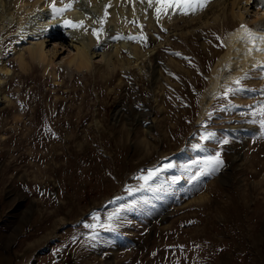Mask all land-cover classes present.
<instances>
[{
    "label": "rangeland",
    "instance_id": "rangeland-1",
    "mask_svg": "<svg viewBox=\"0 0 264 264\" xmlns=\"http://www.w3.org/2000/svg\"><path fill=\"white\" fill-rule=\"evenodd\" d=\"M109 1L99 14L82 7L75 28L102 29L103 54L79 71L65 37L44 38L53 68L29 57L43 32L24 34L33 17L19 22L16 1L11 20L0 17V264H264V63L199 117L239 22L230 7L264 22L262 0H208L187 15L157 13L156 0L106 11ZM27 2L36 7L22 15L67 4ZM69 16L56 20L76 24ZM217 152L221 163H210Z\"/></svg>",
    "mask_w": 264,
    "mask_h": 264
},
{
    "label": "bare ground",
    "instance_id": "bare-ground-1",
    "mask_svg": "<svg viewBox=\"0 0 264 264\" xmlns=\"http://www.w3.org/2000/svg\"><path fill=\"white\" fill-rule=\"evenodd\" d=\"M10 1L11 2L16 1V3L19 4L18 6L19 9L16 6L17 8L16 16L18 18L22 17L19 20V22L22 21L24 17H33V19L30 18L31 19V21H29V23H31L30 25L25 24L26 27L25 29L22 30L24 31V34L28 33V34H33L35 36L39 30L43 32L41 39H39L38 37L35 40V42L29 45L28 53L31 59L38 60L40 62H45L44 69L46 71L49 70L51 67L52 68L54 67V60L51 56L50 58L47 57L45 53L44 46H43L45 37H49V36L65 37V40L68 43H70L73 47V52L68 54L65 57L66 63L69 66L74 67V69L78 71L83 70V69H89L93 64V59H94L93 56L97 54H103L100 51H99L100 53H97V51L95 50L96 43H97L96 40L98 39V37H101L98 34L101 35L103 33L102 29L101 31L100 29L96 30L97 35H93L92 37L91 36L87 37V35H85V32L82 31L81 28L76 29L75 27L64 25L65 20L63 21L56 20V16L58 14L63 15V16L71 15L68 18H70L71 20V17H72L77 22L76 24H78L79 22L83 21L82 19L83 16L85 18V14L81 12L82 7L84 6H86L87 8L89 7L88 9L89 11L93 10L98 13L101 9L102 0H89V4H86L88 0H54V2L56 1L58 4L63 3V1L64 3L65 2L67 4L69 3L68 5H71V7L65 8L64 6L63 8H61V9H64L61 12H55L53 8L51 7V9L48 10V12L47 11L44 12L42 10H36L34 11L33 14H30V15H22L25 13L26 10L31 11L34 7H36V6L31 7V4L27 2L28 0H10ZM92 1H94V3H92ZM128 1L129 0H110L109 1L110 6L108 5L106 7V11H117L118 8H119L118 11H122L125 8L124 6L119 5V4L125 3V2L129 3ZM231 1H232L231 4L232 5L235 4L236 6L238 5V3L243 4V3L251 2V0H231ZM255 2L258 3L259 0H256ZM259 3L264 5V0L260 1ZM7 4H8V0H0V9L5 8V10L1 13L0 17H2L1 19L7 20L9 22L12 18L11 16L12 13H10L9 11H6V6H8ZM130 4L133 6L135 10L137 9V6H138L137 4L139 3H137L136 0H132ZM117 5H118V8H117ZM77 6H79L78 10H76ZM127 8L130 9L131 7L129 6ZM141 8H144V6H141ZM230 9L233 15L236 16L237 19H239V22L237 21L238 22L237 26L233 28L232 30H230L224 37L225 42H226V48H224V51L222 52L221 56L216 60L213 66V69H212V72L209 78V82H210L209 85L200 95L201 102H200V109H199L200 111L199 117H202L204 113L206 112L205 110L208 107L209 103L211 102L212 98L214 97L213 95L218 90L222 89L225 86V84L230 82L231 79H233L236 76H239L240 73H243L249 69H252L256 65H262L264 63V43H262L260 39L258 38L260 36H264V22L259 21V20H253V19L252 21L245 20L243 19V13L241 11H237V12L234 11L233 6H231ZM18 13H21V14L19 15ZM119 14L117 13L116 15L111 12L112 17L113 16L119 17ZM93 20L94 22L97 21V19H93ZM241 25H244L245 27L242 28ZM248 31H250L254 36L257 37V39L254 42L249 41L248 36H247ZM94 36H96L97 39L94 40L95 38ZM119 43L115 44L114 46L115 48L113 52L117 53L118 49H120L118 47H120L121 44L123 45L127 44L128 41L122 39V41H120ZM134 54H136L135 51H134ZM107 57L108 59L112 58L111 60H113L114 56L112 57L107 56ZM137 59H138V56L136 55L132 56V58L131 56L128 57V61L133 62V63H136ZM26 62H27L26 59L22 58V55H21V57H19V64H20L19 67L20 66L24 67L27 64ZM120 62H121V59H120ZM3 70L7 71L9 69L8 67L7 68L3 67Z\"/></svg>",
    "mask_w": 264,
    "mask_h": 264
},
{
    "label": "snow or ice",
    "instance_id": "snow-or-ice-1",
    "mask_svg": "<svg viewBox=\"0 0 264 264\" xmlns=\"http://www.w3.org/2000/svg\"><path fill=\"white\" fill-rule=\"evenodd\" d=\"M208 0H156V4L158 5L156 11L157 13L163 12L166 9L169 8H177L182 14L187 15L189 13H195L196 11L202 10L204 6L207 4ZM53 10L55 12H61L64 9H57L55 5H52ZM71 5H65V8H69ZM66 24H69L71 27H78V24H73L71 21H65ZM242 28H244V25H241ZM247 31V30H246ZM93 35H97V32L94 30ZM247 36L250 42H254L257 37L254 36L250 31L247 32ZM262 43H264V36L258 37ZM240 81L236 80V83L238 84ZM225 95H227V92H225ZM261 115L264 116V108L261 109ZM261 128L264 129V119L261 120ZM207 137L202 136L201 139H206ZM208 161L215 162L217 164L221 163L220 161V154L217 152L215 156H210L207 158ZM154 175V170H150L146 176L138 177V179L143 180L144 182H147L151 179V177ZM94 214V219H95ZM109 221L112 219L110 216ZM87 226V225H86ZM98 225H91L90 227H97ZM111 226L110 224L108 225Z\"/></svg>",
    "mask_w": 264,
    "mask_h": 264
}]
</instances>
